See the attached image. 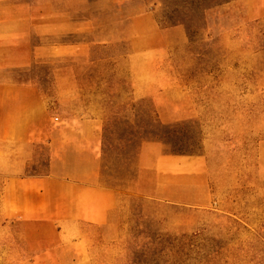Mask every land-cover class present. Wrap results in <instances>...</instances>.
<instances>
[{"label": "rangeland", "instance_id": "1", "mask_svg": "<svg viewBox=\"0 0 264 264\" xmlns=\"http://www.w3.org/2000/svg\"><path fill=\"white\" fill-rule=\"evenodd\" d=\"M134 2L154 9L161 28L172 5L180 4ZM195 15L181 7L174 21L196 25ZM261 26L264 0H236L207 12L205 30L178 26L179 34L170 35L166 66L156 68L154 100L132 94L126 33L106 49H95L88 61L5 72L6 80L38 90L54 126L87 114L100 117L101 137L109 144L101 155V184L118 191L120 205L107 226L65 225V239L51 242L55 228L24 219V200L16 190L9 193L8 176L0 173V264H264ZM151 111L164 125L182 126L180 139L169 141L164 152L193 154L179 164L186 203L134 191ZM50 155L48 146H34L23 177L47 175ZM78 239L82 243L74 244ZM75 252L79 259L71 257Z\"/></svg>", "mask_w": 264, "mask_h": 264}, {"label": "crops", "instance_id": "2", "mask_svg": "<svg viewBox=\"0 0 264 264\" xmlns=\"http://www.w3.org/2000/svg\"><path fill=\"white\" fill-rule=\"evenodd\" d=\"M179 29L159 27L154 9L134 0H0V173L8 176L9 193L16 190L24 200L22 217L55 228L51 242L65 239V225L107 226L119 208L118 191L101 184L102 120L87 114L54 126L38 90L6 80L5 72L58 60L88 61L95 49H106L126 33L132 94L154 100L156 68L166 66L170 35ZM39 144L50 150L47 175L23 177ZM182 157L166 154L158 142L143 143L135 193L188 202L179 182ZM76 253L73 259L81 255Z\"/></svg>", "mask_w": 264, "mask_h": 264}, {"label": "trees", "instance_id": "3", "mask_svg": "<svg viewBox=\"0 0 264 264\" xmlns=\"http://www.w3.org/2000/svg\"><path fill=\"white\" fill-rule=\"evenodd\" d=\"M233 1L236 0H177L180 4L174 3L172 12L170 16L166 18V22L163 24V28H171L175 26H183L186 30L189 29H195V30H205L206 29V13L213 10L218 9L222 6H225ZM188 8L189 10L193 11L196 15L193 17V19H196L198 24L195 25V22H190V26L185 24L182 20H177L174 17L176 16V13L178 12V8ZM190 20V19H188ZM259 43H260V54L264 57V26L259 27V35H258ZM153 114V118L150 119L146 135L147 137H144L141 139L139 148L143 143L146 142H158L163 145V147L170 144L169 141L178 138L179 136L176 135L177 132H180L182 130L181 125H164L162 124L158 117L156 112L151 111ZM106 132V130H104ZM107 145L109 146L108 142H106L105 136H102V143H101V155H106V149ZM168 155H174V156H193V154L187 153L186 151H170L168 152Z\"/></svg>", "mask_w": 264, "mask_h": 264}, {"label": "built area", "instance_id": "4", "mask_svg": "<svg viewBox=\"0 0 264 264\" xmlns=\"http://www.w3.org/2000/svg\"><path fill=\"white\" fill-rule=\"evenodd\" d=\"M57 122V120H55Z\"/></svg>", "mask_w": 264, "mask_h": 264}]
</instances>
